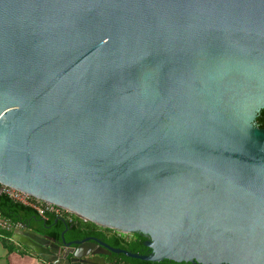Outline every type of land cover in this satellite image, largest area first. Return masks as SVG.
Returning <instances> with one entry per match:
<instances>
[{"label": "water", "instance_id": "obj_1", "mask_svg": "<svg viewBox=\"0 0 264 264\" xmlns=\"http://www.w3.org/2000/svg\"><path fill=\"white\" fill-rule=\"evenodd\" d=\"M263 108L264 0H0V184L151 250L16 230L50 264H264Z\"/></svg>", "mask_w": 264, "mask_h": 264}, {"label": "trees", "instance_id": "obj_2", "mask_svg": "<svg viewBox=\"0 0 264 264\" xmlns=\"http://www.w3.org/2000/svg\"><path fill=\"white\" fill-rule=\"evenodd\" d=\"M256 124L259 127L264 128V108L257 116ZM0 212L3 216L10 218L13 221H20L24 225L28 226L31 224V220H35L38 222L42 221L45 224L51 226L47 233L55 237H58L59 234L66 228V226H68L69 234L71 237L82 238L88 234H95L105 238V240L114 247L125 249L138 254H146L147 252L143 247L144 238L139 233H135V238L126 240L122 237H119L111 229H101L95 224L84 221L73 214H69L67 216H57L54 214H49L46 217L42 218L39 217L31 208L13 201L6 194H0ZM58 217L60 218L58 219ZM114 256L121 262V264H191L187 262L177 263L168 259H165L162 262H150L129 258L121 254Z\"/></svg>", "mask_w": 264, "mask_h": 264}, {"label": "crops", "instance_id": "obj_3", "mask_svg": "<svg viewBox=\"0 0 264 264\" xmlns=\"http://www.w3.org/2000/svg\"><path fill=\"white\" fill-rule=\"evenodd\" d=\"M30 223L29 226L33 229L44 230V222L31 220ZM16 232V230L8 231L0 228V264H50L44 261L42 256L16 241ZM8 237L12 238V240H9Z\"/></svg>", "mask_w": 264, "mask_h": 264}, {"label": "built area", "instance_id": "obj_4", "mask_svg": "<svg viewBox=\"0 0 264 264\" xmlns=\"http://www.w3.org/2000/svg\"><path fill=\"white\" fill-rule=\"evenodd\" d=\"M0 194L8 195L13 201L31 208L41 217H46L49 214H54L57 216H67L71 214L69 211L59 206H56L49 202H45L43 200L31 196L28 193L8 187L3 184H0ZM0 228L8 231H13L17 229H23L24 224L20 221H13L10 218L3 216L0 212ZM8 239L12 240V238L10 237H8Z\"/></svg>", "mask_w": 264, "mask_h": 264}, {"label": "flooded vegetation", "instance_id": "obj_5", "mask_svg": "<svg viewBox=\"0 0 264 264\" xmlns=\"http://www.w3.org/2000/svg\"><path fill=\"white\" fill-rule=\"evenodd\" d=\"M101 228V227H100ZM101 229H105V228H101ZM113 232H115L119 237H122V238H124V239H126V240H130V239H133V238H135V233H128V234H121V233H118V232H116V231H114L113 230ZM140 235H142V237L144 238V240H143V247L145 248V250L147 251L146 252V254H150V252H151V250L147 247V246H145V243H146V241L148 240V238L145 236V235H143V234H141V233H139ZM86 236H94V237H97V238H99V239H101V240H103V241H105V242H107L106 240H105V238H103V237H101V236H99V235H86ZM86 236H84V237H86ZM109 245H111L109 242H107ZM112 246V245H111ZM114 247V246H113ZM115 248H117V247H115ZM114 255H120V254H112L111 255V260H116V262H117V264H121V262L114 256ZM122 255V254H121ZM125 256V255H124ZM162 262V261H161ZM177 263H180V262H177ZM187 263H190V262H187ZM191 264H194V263H191Z\"/></svg>", "mask_w": 264, "mask_h": 264}]
</instances>
